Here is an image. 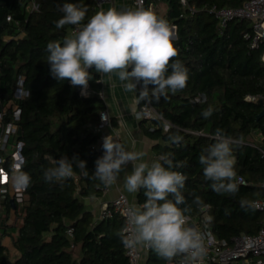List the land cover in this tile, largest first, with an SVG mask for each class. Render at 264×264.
<instances>
[{
  "label": "trees",
  "instance_id": "obj_1",
  "mask_svg": "<svg viewBox=\"0 0 264 264\" xmlns=\"http://www.w3.org/2000/svg\"><path fill=\"white\" fill-rule=\"evenodd\" d=\"M161 1L168 8L162 18L176 28L173 43L179 54L174 59L187 68L188 81L183 90L150 101L160 118L142 120L144 129L156 142L158 159L168 155L172 170L187 177L181 190L185 203L179 205L190 208L186 215L208 207L212 231L228 242L256 234L263 227V216L253 207L254 201L264 198V116L259 118L264 111L263 46L253 50L245 38L250 21L234 20L223 28L211 13L214 6L237 8L243 0H187V7L181 0ZM64 3L88 9L82 23L96 13L92 0H0V113L2 123L8 124L15 108L20 110L16 139L24 143L22 172L31 178L23 201V224L13 237L19 253L14 264H130L121 240L122 218L114 214L96 219L84 203L85 198L102 196L105 186L92 175L95 161L104 154L95 127L105 103L97 94L82 95L81 87L68 80L53 78L47 63V44L62 42L74 27L55 26ZM150 4L147 0L145 10ZM89 72L93 77L89 84L100 88V75L94 68ZM20 82L28 92L22 100L15 97ZM209 108L212 114L205 118L202 113ZM218 128L235 141L234 169L249 183L236 180L235 193L213 191L199 161L215 142ZM177 135L182 139L173 142L170 137ZM255 135L261 136L260 142L252 140ZM62 156L86 161L89 174L83 175L74 164L72 177L47 182L45 170ZM178 163L182 166L175 167ZM196 197L202 204L194 203ZM145 200L141 189L138 204ZM0 203L5 220L18 211L15 198L2 197ZM1 242L0 264H9L10 254ZM148 254L146 264L170 263L152 248Z\"/></svg>",
  "mask_w": 264,
  "mask_h": 264
},
{
  "label": "clouds",
  "instance_id": "obj_2",
  "mask_svg": "<svg viewBox=\"0 0 264 264\" xmlns=\"http://www.w3.org/2000/svg\"><path fill=\"white\" fill-rule=\"evenodd\" d=\"M59 7L63 15L55 22L56 28L73 25L76 29L62 42L47 44V63L56 80H68L73 87L86 90L93 79L89 69L94 68L100 80L104 76L109 79L116 76L128 92H136L137 84L142 82L139 97L149 101H159L169 92L175 94L186 87L188 70L180 60L174 59L179 54L173 43L175 32L151 10L113 7L96 12L87 23H82L88 11L86 7L77 3ZM149 85L153 86L151 92ZM211 114L210 108L202 113L205 118ZM170 139L179 142L182 138L177 135ZM214 140L199 157L204 177L212 182L213 191L235 193L237 174L232 149L235 141L219 128ZM102 148L104 154L95 161L94 178L111 186L131 162L133 167L124 177V187L129 193L144 189L146 197L143 204L126 209L127 222L121 234L124 246H147L167 261L182 256V264H201L206 253L204 237L189 223L186 213L190 208L179 207L185 203L181 190L187 177L172 170L173 160L162 155L149 164L143 161L144 152L126 150L111 135L103 138ZM54 164L44 172L47 182H62L72 177L74 164L83 175L89 174L86 161L75 156L72 159L62 156ZM11 180L19 189H26L31 183L30 176L23 172H14ZM194 203L200 205L202 201L196 197Z\"/></svg>",
  "mask_w": 264,
  "mask_h": 264
},
{
  "label": "built area",
  "instance_id": "obj_3",
  "mask_svg": "<svg viewBox=\"0 0 264 264\" xmlns=\"http://www.w3.org/2000/svg\"><path fill=\"white\" fill-rule=\"evenodd\" d=\"M114 0H92L93 10L98 11L104 4ZM164 2V1H163ZM147 0H134L137 9H145ZM184 7L188 6L187 0H181ZM153 2L148 7L152 11ZM38 6L34 4L33 10ZM220 22V26L225 28L234 20H247L251 22L250 30L245 34V38L250 41V47L256 50L263 46L264 49V0H243V4L237 8H219L214 6L211 9ZM159 17V16H158ZM11 20V17H8ZM76 29L73 27L71 33ZM264 60V53H263ZM21 82L15 93L18 100L28 96V92L21 87ZM142 84H137V90L140 93ZM150 92V89H149ZM84 96L89 94L84 91ZM136 116L139 120H155L160 118L158 111L151 105L149 100H143ZM20 119V110L15 108L13 120L8 124H3V113H0V198L10 196L18 200V211L12 213L14 219L11 224L5 220V207L0 203V237L12 231L14 237L18 235L19 228L23 224V201L26 189L17 188L11 180L14 172H22L26 162L23 154L24 143L16 139L18 126L16 122ZM112 126V118L108 111L104 109L99 118V123L95 127V132L100 135L103 143V132ZM114 139L122 144L121 139L116 136ZM264 152V150H263ZM237 183L248 185L249 183L242 176H237ZM264 188V183H262ZM111 186H104L103 194L111 191ZM134 205L124 193H119L110 203L104 204L99 218H110L118 214L123 220L122 233L126 227L127 217L126 209ZM253 207L263 216V227L256 234H242L234 237L231 242L218 238L210 227L209 208L206 207L197 215H188L191 226L196 227L204 237L206 253L201 264H264V198L254 201ZM144 248L149 252L151 247L137 246L135 248L125 247V253L130 264H143ZM183 257L178 256L170 261L169 264H182Z\"/></svg>",
  "mask_w": 264,
  "mask_h": 264
},
{
  "label": "crops",
  "instance_id": "obj_4",
  "mask_svg": "<svg viewBox=\"0 0 264 264\" xmlns=\"http://www.w3.org/2000/svg\"><path fill=\"white\" fill-rule=\"evenodd\" d=\"M151 2L154 3V7L155 4L159 7V4L163 3L161 0H151ZM113 7L117 10H125L129 8L137 9L134 4V0H114L104 4L98 11H106L107 9ZM167 13L168 9L166 10V14ZM163 16H159V18H162ZM82 91H86L89 96L96 94L99 95L103 99L106 110L112 118V126L107 128L103 132L102 136L106 137L111 135L113 138L118 136L126 150L144 152L145 156L143 157V161L148 162L149 164L158 160L155 152L156 142L148 136L142 121L136 116L142 102L137 89L136 92L125 91L122 82H120L116 76H112L111 79L104 76L100 80V88L96 89L88 83L87 89ZM132 167L131 162H129L125 167V171L120 173L117 182L112 185L111 191L108 194H103L100 197H90L84 199L86 209L91 211L96 219L99 218L103 205L110 203L120 192L124 193L132 204L139 206L137 201L139 191L136 193H129L124 187V177L125 175L130 174ZM9 218L12 220L14 219L12 214ZM13 237L14 235L12 234V231H9L8 235L3 237L1 240L2 245L8 250H10L11 247H14ZM18 256L19 253L17 252L16 258ZM143 264H146V261H143Z\"/></svg>",
  "mask_w": 264,
  "mask_h": 264
},
{
  "label": "rangeland",
  "instance_id": "obj_5",
  "mask_svg": "<svg viewBox=\"0 0 264 264\" xmlns=\"http://www.w3.org/2000/svg\"><path fill=\"white\" fill-rule=\"evenodd\" d=\"M167 9L168 8L166 7V5L163 2V3L159 4V7H157V4H155L154 12H157L159 14V16H163V15L165 16ZM252 140L254 142L258 143V142L261 141V136L255 135ZM11 222H12V220L9 219L8 223L11 224ZM6 235H8V234H6ZM6 235H4L3 237H5ZM3 237H0V239L2 240ZM13 250H14V247H11L10 250H8V252L10 254L9 264H13V262L16 259V256H17V252L15 250L14 251ZM142 250L144 251V261H147L149 254H148L147 251L144 250V248H142ZM11 251H13V252H11Z\"/></svg>",
  "mask_w": 264,
  "mask_h": 264
},
{
  "label": "water",
  "instance_id": "obj_6",
  "mask_svg": "<svg viewBox=\"0 0 264 264\" xmlns=\"http://www.w3.org/2000/svg\"><path fill=\"white\" fill-rule=\"evenodd\" d=\"M172 29H173V31L175 32V28L172 27ZM175 37H176V34H175ZM261 103H263V102L261 101ZM263 116H264V111L259 115V118H261V117H263Z\"/></svg>",
  "mask_w": 264,
  "mask_h": 264
},
{
  "label": "bare ground",
  "instance_id": "obj_7",
  "mask_svg": "<svg viewBox=\"0 0 264 264\" xmlns=\"http://www.w3.org/2000/svg\"><path fill=\"white\" fill-rule=\"evenodd\" d=\"M154 6H152V12H153Z\"/></svg>",
  "mask_w": 264,
  "mask_h": 264
}]
</instances>
